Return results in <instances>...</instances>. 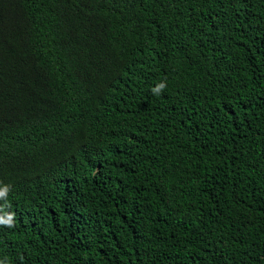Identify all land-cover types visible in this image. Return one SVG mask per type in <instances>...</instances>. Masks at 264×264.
I'll return each instance as SVG.
<instances>
[{"label": "trees", "instance_id": "trees-1", "mask_svg": "<svg viewBox=\"0 0 264 264\" xmlns=\"http://www.w3.org/2000/svg\"><path fill=\"white\" fill-rule=\"evenodd\" d=\"M4 186L0 264H264V0H0Z\"/></svg>", "mask_w": 264, "mask_h": 264}, {"label": "clouds", "instance_id": "clouds-1", "mask_svg": "<svg viewBox=\"0 0 264 264\" xmlns=\"http://www.w3.org/2000/svg\"><path fill=\"white\" fill-rule=\"evenodd\" d=\"M166 88V83H159L152 89L153 94L159 95L162 93V90ZM9 192V186H4L0 188V199L6 198ZM14 223V215L6 214L5 216H0V226L12 227Z\"/></svg>", "mask_w": 264, "mask_h": 264}]
</instances>
